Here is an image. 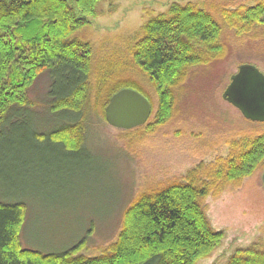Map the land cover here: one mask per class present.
I'll return each mask as SVG.
<instances>
[{"label": "rangeland", "instance_id": "1", "mask_svg": "<svg viewBox=\"0 0 264 264\" xmlns=\"http://www.w3.org/2000/svg\"><path fill=\"white\" fill-rule=\"evenodd\" d=\"M261 1L98 3L89 23L70 37L92 46L82 151L71 155L49 143L26 142L10 150L0 148V199L26 205L20 233L24 248L62 252L85 239L77 255H100L117 240L126 209L141 193L180 179L200 163L211 170L219 158L235 154L242 142L264 134V121L245 117L224 97L242 64L264 72V23L241 16L230 19L233 11L243 12ZM175 3L208 12L221 32L212 43L193 40L198 60L186 67L173 88L176 106L171 117L154 126L159 94L135 62L133 46L145 35L148 21L168 16ZM122 80L134 81L152 102V115L144 125L112 126L105 115L107 105H96L98 88L99 100L106 103L109 88ZM48 89L49 77L44 73L28 92L35 109L33 124L45 131L61 122L47 109ZM215 190L203 205L212 227L225 236L196 264H227L238 249H264V160L250 175L220 182Z\"/></svg>", "mask_w": 264, "mask_h": 264}, {"label": "trees", "instance_id": "2", "mask_svg": "<svg viewBox=\"0 0 264 264\" xmlns=\"http://www.w3.org/2000/svg\"><path fill=\"white\" fill-rule=\"evenodd\" d=\"M100 1L0 0L3 150L26 142L49 143L71 155L82 151L92 46L70 37L89 23ZM235 16L264 23V0L243 12L233 11L230 19ZM144 31L133 46V56L159 94L155 126L171 117L176 106L173 88L183 78L186 67L198 60L193 40L212 43L218 39L221 27L208 12L192 4L175 3L168 16L151 18ZM44 73L49 77L47 109L61 118L57 126L46 131L33 124L35 109L28 95ZM129 86L144 94L134 81L122 80L109 88L106 103L99 100L102 92L98 88L96 105L105 108L116 92ZM263 160L264 134L242 142L235 154L219 158L211 170V166L200 163L180 179L141 193L126 209L117 240L97 256L77 255L85 239L62 252L24 248L20 233L26 205L2 198L0 264H196L211 254L225 236L224 231L212 227L204 198L220 182H237L250 175ZM227 264H264V249H238Z\"/></svg>", "mask_w": 264, "mask_h": 264}, {"label": "water", "instance_id": "3", "mask_svg": "<svg viewBox=\"0 0 264 264\" xmlns=\"http://www.w3.org/2000/svg\"><path fill=\"white\" fill-rule=\"evenodd\" d=\"M224 97L245 117L264 121V72L253 64H242L232 76ZM152 112L151 100L132 87L116 92L105 109L108 123L121 129L144 125Z\"/></svg>", "mask_w": 264, "mask_h": 264}]
</instances>
